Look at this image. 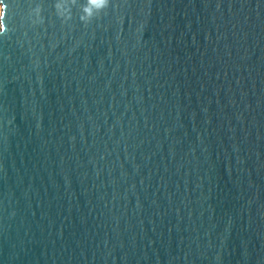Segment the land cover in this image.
<instances>
[{
    "label": "water",
    "instance_id": "water-1",
    "mask_svg": "<svg viewBox=\"0 0 264 264\" xmlns=\"http://www.w3.org/2000/svg\"><path fill=\"white\" fill-rule=\"evenodd\" d=\"M5 2L0 264H264V0Z\"/></svg>",
    "mask_w": 264,
    "mask_h": 264
},
{
    "label": "clouds",
    "instance_id": "clouds-1",
    "mask_svg": "<svg viewBox=\"0 0 264 264\" xmlns=\"http://www.w3.org/2000/svg\"><path fill=\"white\" fill-rule=\"evenodd\" d=\"M0 2L4 3V18L7 16L8 7L5 0H0ZM77 0H63L60 2L58 0L57 3L54 4V8L56 10L57 16H59L63 23H67L73 19V12L72 8L75 5ZM111 0H87V3L81 9L82 14L80 15V21L85 25L88 26L92 23V21L99 16L96 15L97 12L104 13L105 9L110 7ZM3 18V20H4ZM43 22V19L42 21ZM8 31L7 25L3 23V27L0 28V35L6 34Z\"/></svg>",
    "mask_w": 264,
    "mask_h": 264
},
{
    "label": "rangeland",
    "instance_id": "rangeland-1",
    "mask_svg": "<svg viewBox=\"0 0 264 264\" xmlns=\"http://www.w3.org/2000/svg\"><path fill=\"white\" fill-rule=\"evenodd\" d=\"M2 14H3V5L0 2V28H2Z\"/></svg>",
    "mask_w": 264,
    "mask_h": 264
}]
</instances>
